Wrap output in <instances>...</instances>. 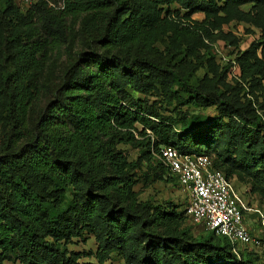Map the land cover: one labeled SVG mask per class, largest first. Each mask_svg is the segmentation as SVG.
I'll return each instance as SVG.
<instances>
[{"label": "trees", "instance_id": "trees-1", "mask_svg": "<svg viewBox=\"0 0 264 264\" xmlns=\"http://www.w3.org/2000/svg\"><path fill=\"white\" fill-rule=\"evenodd\" d=\"M72 16H83L80 51ZM232 22L259 37L239 50L241 38L223 28ZM219 41L237 49L224 65ZM62 46L66 71L30 127L39 75ZM153 92L178 114L133 96ZM209 107L216 117L191 111ZM0 128V264L12 255L21 264H81L66 246L84 234L94 236L97 264L115 252L124 264H264L245 248L238 258L212 231L194 238L185 207L139 200L134 189L139 176L168 175L179 187L154 156L172 147L207 155L264 198V0H0ZM120 144L140 155L129 160Z\"/></svg>", "mask_w": 264, "mask_h": 264}, {"label": "rangeland", "instance_id": "rangeland-1", "mask_svg": "<svg viewBox=\"0 0 264 264\" xmlns=\"http://www.w3.org/2000/svg\"><path fill=\"white\" fill-rule=\"evenodd\" d=\"M247 8V7H244ZM171 12L178 14L179 17H186V11L181 9L176 4L170 6ZM83 16H72L68 18L71 31L74 35V51L83 50L82 38L79 32L81 19ZM204 15L202 13H195L191 16L193 20H201ZM249 27L244 23L232 22L229 25H225L223 28L225 30H230L234 32L241 38L239 50H242L248 46V44L259 37L257 30H254L253 34H245L244 29ZM158 47L162 49L161 44ZM214 50L216 53V61L220 65L226 64L229 59L228 51L233 52V56L237 52V49L232 47H227L221 41L215 43ZM68 54L66 52L65 46H62L59 51L54 52L46 65V68L41 72L38 78L39 94L36 101L30 107L28 112V123L32 127L34 123L38 120L46 104L53 98L54 90L59 85L68 65ZM230 73L233 75H238L239 71L234 65L230 69ZM198 77L203 75V71H198L196 73ZM135 98H144L148 105L159 110L164 115H177V109L174 106L166 103V100L158 93L153 92L150 95L143 96L138 93H133ZM186 107L182 108L180 111H184ZM195 113L205 116L206 119H211L216 117L217 111L215 107H209L205 110L201 109H191ZM138 130L141 126L136 124ZM3 135L0 128V137ZM118 148L124 149L127 152L129 160L136 159L140 152L137 148H132L129 145L120 144ZM230 184L238 195L241 204V210L244 218V223L248 228L249 232L260 241L257 247H245L244 255H251L253 259L258 262L264 263V198L259 192L252 190L249 183H243L237 181L235 178L230 179ZM134 189L138 192V199L142 201H150L154 204H164L166 202H171L177 206L178 210L183 211L187 198L186 193L180 189L175 181L168 175H165L162 180H155L146 183V180L139 176ZM186 226L189 228L190 234L195 238L198 236H204L209 231L205 230L202 226L193 224L188 218H186ZM67 249L71 252H77L81 254L79 263H93L97 264L94 257V252L96 251L97 244L94 236L91 234H84L83 240L81 238H72L69 243H67ZM243 250V249H241ZM5 264H21L14 255L10 257V260L5 261ZM104 264H124L123 260L119 254L112 253L109 255L107 261Z\"/></svg>", "mask_w": 264, "mask_h": 264}, {"label": "built area", "instance_id": "built-area-1", "mask_svg": "<svg viewBox=\"0 0 264 264\" xmlns=\"http://www.w3.org/2000/svg\"><path fill=\"white\" fill-rule=\"evenodd\" d=\"M19 1L30 7L37 0ZM154 156L177 178L180 189L186 193L185 213L193 224L225 237L238 258L240 249L260 244L244 223L240 199L230 179L212 168L210 157L183 154L172 147H160Z\"/></svg>", "mask_w": 264, "mask_h": 264}]
</instances>
